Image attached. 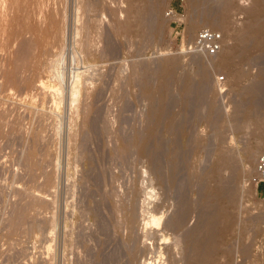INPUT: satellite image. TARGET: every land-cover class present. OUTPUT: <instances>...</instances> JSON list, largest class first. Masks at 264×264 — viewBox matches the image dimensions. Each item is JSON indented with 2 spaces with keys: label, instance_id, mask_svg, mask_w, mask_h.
<instances>
[{
  "label": "rangeland",
  "instance_id": "374dc122",
  "mask_svg": "<svg viewBox=\"0 0 264 264\" xmlns=\"http://www.w3.org/2000/svg\"><path fill=\"white\" fill-rule=\"evenodd\" d=\"M71 1L21 0L17 2L21 6L11 7L14 0H0V12L4 9L7 13L0 21V264H144L147 259L153 264H163L164 261L168 264L166 248L172 245L174 235L180 229L172 231L163 223L145 225L141 219L145 210L151 209L160 217L163 212V219H166L179 210L180 203L187 201L184 199L190 200L191 203L187 201L189 206L182 205L185 210L189 209L186 214L188 222L177 232L182 234L185 228L194 224L198 194L208 183L199 178L202 167L207 169L224 149L238 159L244 156L247 148L256 149L251 167L257 154L264 152L257 122V118L264 119V89H257L255 95L248 94L253 84H264L261 74L264 70V32L257 40H246L251 30L264 27V2L209 0V3H217L216 8L220 11H224L228 2L230 8L221 29L202 17L198 20L197 16L205 9L204 4L194 5L188 0L173 1L180 18L176 24H170L165 16L169 0H162L157 15L160 30L143 44L126 40L111 28L102 30L107 32L104 34L92 28L87 32L89 38L92 35L91 41L96 42L101 37L98 34H102L97 45L105 50L108 47L110 58L94 54L84 61L79 56L73 61L72 54L76 52L73 50ZM250 10L253 14L249 13ZM191 19L199 23L194 27L190 24ZM39 20L42 24H38ZM253 21L259 24L258 27L253 26ZM203 26L219 30L224 35L225 48L217 56L204 57L185 50ZM17 33L23 36V40L33 39L35 42L32 45L26 43L29 47L24 45L20 51L24 54L19 52L20 55L15 51L21 40ZM97 35L99 37L95 38ZM243 39L246 48L227 56L228 49L236 47ZM21 54L26 60L21 61ZM60 57L62 65H59ZM194 57L210 70L209 84L201 101L195 100L196 103L195 97L188 100L179 91L182 74L179 67L194 74L198 69ZM222 57L227 58V64L222 65L216 60ZM165 58H174L177 69L172 74L169 96L164 100L166 113L158 126L154 123L156 132L150 137L147 113L152 104L162 101L156 89L161 85L158 83L163 80V74L161 72L160 76L148 69L157 64L160 66L161 59ZM52 62L56 67L50 66ZM17 64L24 67L20 66V69ZM61 67L64 84L57 78ZM136 70L139 74L132 80V71ZM73 72H80L81 78L84 77L82 81H86L85 84L82 82L79 103L81 106L83 102L81 110L85 103L87 106L78 112L65 90H60L68 85ZM142 73L145 77L141 76ZM218 78H223L219 80L221 90L216 84ZM210 85L215 87L210 88ZM237 104L241 105L243 114L256 112V117L247 123L240 121L239 127ZM139 136H149L150 149H158L164 182L158 181L151 160L144 157L136 144ZM174 161L178 170L172 183ZM248 175L242 173L238 177L239 203L233 210L235 246L232 260L242 254L240 245L246 241L250 253L245 264H264V184L260 185V195L256 196L255 189L246 185ZM48 176L53 178L50 185L46 182ZM151 182L154 194L146 200V191L152 185L147 184ZM104 186L105 189L115 187L113 194L105 193ZM135 190L139 191L138 194ZM125 195H128L127 199L133 197V207L137 206L136 200L139 204L143 198L144 203L147 201L142 204L143 210L141 205L134 208L139 209L138 212L142 210V215L136 213L139 218L135 222L136 227V223H140L136 230L141 235L142 250L134 263H130L126 256L128 234L121 224L128 205ZM135 195L139 198L134 199ZM94 198L97 215L92 213ZM204 201L202 197L200 203ZM23 204L28 205L22 210L20 206Z\"/></svg>",
  "mask_w": 264,
  "mask_h": 264
},
{
  "label": "bare ground",
  "instance_id": "6f19581e",
  "mask_svg": "<svg viewBox=\"0 0 264 264\" xmlns=\"http://www.w3.org/2000/svg\"><path fill=\"white\" fill-rule=\"evenodd\" d=\"M20 1L21 0H14V2H12L11 7L12 6L13 7L18 6L17 4H19V3H17V2H20ZM90 1H93V0H72L71 1V3H72L71 26H72V33H73L72 37H73L74 43H75L73 50H75V52H76V54H74V53L72 54L73 61H76V57L78 58V56L81 57V59L83 61L85 60V58H87L89 56H93L94 54L97 56H100V58H106L109 56L108 55L109 52L107 51L108 47H106V50H105L100 45L99 46L97 45V43H98L97 41H99V39L102 37V34H100V33H103V34L107 33V32H104L102 30H106V29L109 30L111 28L113 30V32L115 31L116 33L121 34L126 40L132 41L136 44L137 43L140 44L141 42L143 44L144 40L147 41L148 37L152 36L155 33L157 34V32L160 30V23H158V21H157V15H159L162 0H111L112 1L111 3L105 2V0H103V1L100 0L101 2H98V3H94V1H93V3H91ZM96 1L97 0H95V2ZM188 1L194 5H200V4L203 5L204 4L203 7H205V9H204V11H201V13L197 16L198 20H199V18L202 17V18L207 20V23L209 22L210 24H212L214 26H218L222 29L223 23L226 21V17L228 15L227 12L230 8L227 4L228 2H226V4H225L224 11H220L216 8L217 3H214V2L209 3L210 2L209 0H188ZM224 1H226V0H224ZM259 1L260 0H258V2ZM261 2H264V1L261 0ZM256 4H257V1H256ZM253 8L255 9V7H253ZM17 9L18 8L16 7V10ZM43 9H45V8H43ZM254 9H253V11H254ZM44 11H46V10H44ZM55 11L56 10H54V13H55ZM219 11L221 14L219 13ZM253 11L250 10L249 13L252 12V14H253ZM12 12H13V9H12ZM39 12H41V11L39 10ZM50 12H52V11H50ZM47 13H49V12L47 11ZM43 15H44V21H45L46 16H45V14H43ZM6 16H7L6 11L4 9L1 10L0 21H2ZM56 16H57V14H56ZM48 18H50V17H48ZM158 18H160V17H158ZM40 21L42 22V20H39L38 24L39 23L42 24ZM44 21H43V23H44ZM200 21H201V19H200ZM190 22H192L190 24H192L193 26L194 25L196 26L199 23V21H196L195 19H193ZM256 24L257 23L254 22L253 26H255ZM49 25H48V27H49ZM258 25H256V27H258ZM253 26H251V27H253ZM25 27H27V25ZM262 27L259 26V28H254V30H251L250 34L246 35V40H250V41L257 40L260 37V35L264 32L263 31L264 27L263 28ZM28 28L29 27H27V29ZM92 28H95L97 31H100V33L98 32L99 33L98 35H101V37L97 41L95 39H93L96 42L91 41L92 39H90V38L92 37V35H90L91 37L89 38V35L87 33ZM21 29H22V27H21ZM96 30H95V34H97ZM191 30H193V29H191ZM20 31L22 32L23 30H20ZM59 31H60V29L58 30V32ZM248 31H249V29H248ZM84 33L86 34L85 36H84ZM116 33H114V35ZM23 34H24V32H23ZM23 34L21 33V35H23ZM98 35L95 36V38L96 37L98 38L99 37ZM18 36H19V39L21 38V40L19 41L18 49L15 50L16 54H18L21 51V49L24 48V45H27L26 43H28V44L30 43V45H32V43H35L32 41L33 40L32 38H31L32 39L31 41L27 40L28 41L27 42L25 37H24L25 40H23V36L20 37V35L17 33V37ZM17 37H15V38H17ZM17 39H15V40H17ZM246 40L243 39V41L241 40V42L238 43V45L236 47L228 49V52L226 53V55L230 56V55L234 54L235 52L242 51L243 49H245L247 46V44L245 42ZM57 41H59V40H57ZM27 46L29 47V45H27ZM223 47L225 48V46H223ZM61 50H63V49H61ZM29 51H30V49H29ZM20 53H23V52H20ZM61 54H60V56H62ZM18 55H20V54H18ZM22 56H20V58L22 57L21 61H23L24 59L26 60V58H24L25 55H22ZM223 56H224V54H223ZM18 57H17V60H19ZM219 57H217V58H219ZM62 58H63V56H62ZM62 58L59 60L60 63L58 61L59 65L63 64ZM108 58H110V57H108ZM14 59H16V58H14ZM196 59H197V57L195 59H193V61L195 62ZM57 60L58 59H56L54 61L56 62ZM216 60L222 65L227 64V58L226 57H224V58L222 57V58L216 59ZM28 61L26 63H28ZM14 62H16V60H14ZM196 62L194 64H198L197 65L198 69H196L197 71L196 70L194 71L195 72L194 74H191L189 72V69H187V68L179 67L182 70V71L180 70L182 72V74L180 75V78H179L181 81L179 91H182L183 95H185V98H188V100L191 99V96H193V97H195V98L192 97L194 101L195 100L201 101V97L203 96L202 94L204 93V91H206L205 89H206V86H208L207 84H209L208 80H209V76H210V70L206 67L205 64L200 65L198 62L197 63ZM19 63H21V62H19ZM175 64H176V61L174 58H172V59L171 58H167V59L165 58V59H161L160 66L157 64V66L154 65L153 68L149 67V69H148V67L147 68L145 67V69L152 70V73L157 72L160 75V73L162 72V74H163V75L161 74L163 77V80L160 81L161 83H158L161 85H160V87L158 86L159 88L156 89L157 90L156 93L158 92L157 94H160V96L162 97V101L160 102V104H152L150 106L149 112L147 113L149 116V121H150V123H148V135H150V137H152L153 134L156 132L157 127L155 126L154 123H156L158 126V123L161 122V120L163 119V117L166 113L167 107H166V104L164 103V100L167 99V96H169V93H170V83H171L172 74L174 73L175 69H177L176 68L177 66L175 67ZM20 66L22 68L23 65L19 64L18 68H20ZM50 66L51 67L55 66V63H53V62L50 63ZM135 67L137 68L136 65H135ZM14 71H16V69ZM21 71H20V73H22ZM53 72H55V71H53ZM132 72H134V73L132 74L131 79L135 80L139 73L137 72V70L132 71ZM147 73H150V72H147ZM9 74H11V73H9ZM261 74L264 76V70H261ZM57 75H58L57 78H59L61 84L62 83L64 84L65 78L63 75L62 67H61V69L58 70ZM141 76L145 77V74L142 73ZM162 77H161V79H162ZM82 78H84V77H82ZM82 78H81L80 72H73L72 76H71V80L69 81L68 85H66L64 87L62 86V89H60L61 91L65 90V93L69 96V100H70V103L72 105L75 103V105H76L75 110L77 112L79 111L80 107L83 104V102H82L81 106H80V103H79V95H80V91L82 88V82H83ZM67 79H66V81H67ZM23 82H24V80H23ZM85 83H86V81H85ZM219 83L221 84V81H219V78H218L217 83H216V84H218L217 85L218 87H219ZM212 86H214V85H212ZM212 86L210 85V88H212ZM219 88L221 90V87H219ZM260 88L264 89V84H261V85L260 84L258 85V83H257V85L253 84V86H251L250 89L248 90V94L252 93L255 95V92H258L256 90L257 89L259 90ZM61 91H60V93H61ZM85 92L86 91L84 90V93ZM87 93L88 92H86V94ZM88 95L89 94H87V96ZM146 95H148V94H146ZM88 97H90V96H88ZM245 97H247V96H245ZM247 98H246V100H247ZM85 100H86V98H85ZM194 101H193V103H194ZM196 101H195V103H196ZM85 105L87 106L86 103H85ZM85 105H83V108H85ZM237 105H238V107H236V120L238 122L237 126H238L240 121L247 123L248 120H250L252 117H256V112H250L248 114H243V110L241 109V105L240 104H237ZM83 108H82V110H84ZM5 111L6 110H4V112ZM187 122H189V121H187ZM257 122H258V125L260 126V129H261L259 137H260L262 144L264 145V119L257 118ZM152 123L154 124V126L151 125ZM1 125H2V123H1ZM242 125H243V123H242ZM188 127H189V125H188ZM145 129H146V127H145ZM147 138H142L141 136L137 137L136 138V144L138 145L142 154H144V157H147V159L151 160V163L153 164V168H154V170H152L154 172L153 174H155L158 181H160L162 183V182H164V177H163V174L161 171V165H160L161 159L159 160V151H158V149L154 150V148H153V150L150 149V147L148 146V142H147V141H149L150 138L149 139H147ZM258 143L260 144V142H258ZM256 146H258L257 143H256ZM258 147H260V146H258ZM155 148H158V147H155ZM159 149H160V147H159ZM255 150L256 149H254V148H251V149H250V147L247 148L246 150H244V153H243L244 156L241 157V159H238L239 157L237 158L236 156H234V154L229 153V151L226 152V150H225L224 152L222 151L219 156H217L216 158H213L209 167H207L208 165L206 164L207 169H204L202 167L203 171L201 172V170H200L201 176L199 178L201 179V181H203V182L207 181L208 183H207V186L204 188V190L199 192V194H198L199 201L198 200L197 201L199 202V206H197L198 209L196 208L197 213H196V216L194 219L195 220L194 224L191 225V227L189 226L190 228H188V227L185 228V230H184V232H182V234H180V233L177 234V232H180L181 228L184 225H186V223L188 222V220H186V214H189L187 212L189 210L188 207L187 208L185 207L186 208V210H185L182 205L188 204V202H190V200L188 201V199H184V200H187L188 202L187 201H186L187 203L181 202L180 204H182V205L180 207L178 206L179 207L178 211H175L170 217L163 219L164 215H165L163 212H162L161 217L157 216L156 213H154V211L151 209H147V211H146L145 210L146 208L144 209L145 213H146L145 215H142V213H140L144 208V206L142 204L144 203L143 201L145 200V198H143L144 200L141 202V204H139V202H137V200H136L137 206L134 203L136 207H138V205H141L140 207H142L141 208L142 210H140V212H138L139 209L134 210V208H136V207H133V201H135V200H132L133 197H132V199L130 198V196L131 195L133 196V194L129 195L130 199H127L128 195H127V197L125 195V197H126L125 199L128 200V202L126 201V204H128V205H127V208L125 210V213H126L125 219L123 220V223L121 222V224L123 225L122 227L125 228V230L127 231V234H128V240L126 241V250H125L128 261L130 263H131V261H132V263H134L140 257V256L139 257H137V256L142 250V247H141L142 242L140 240L141 235L139 236V233H137V230H136V228L140 227L139 226L140 223H138V222L136 223L138 227H136V225H135V222L137 221L136 218H139V217H137L139 215H136V213H140L142 215L141 217H143L141 219H143L145 225L154 226V225H160L161 223H163V226L165 228L170 229L172 231H175L178 228L180 229L177 232L175 231L176 235H174L172 245H170L168 247L166 246L167 247L166 251L168 253V259H169L170 264H245V262H248V261H246V259H247V255L250 253L249 252L250 246L246 241L242 242L240 245L241 246L240 251L242 254H240L239 257H236L235 261L232 260V255H234L233 251H234V246H235V240L233 239L234 233H235L233 210H235L237 208V203H239V201L237 202L238 197H239L238 193H237V191H238L237 186L239 185L238 183L240 182L239 178L242 176L241 175L239 177V175L242 173L243 174L245 173L247 175V174H250L252 172L253 167H251V165L254 161ZM172 153H174V151ZM38 160H40V159H38ZM40 163H41V161H40ZM177 163H180V162H177ZM177 167L178 166L176 165V163L174 161V165H172V169H171L173 171V174L171 176L172 183H173L175 176H176L175 173L178 170ZM143 172H145V171L143 170ZM226 173H227V175H225ZM52 179L50 176H48L46 179L47 184L50 185L52 183ZM171 179H170V181H171ZM237 180H238V182H237ZM160 182H158V183H160ZM210 182H212L213 184L209 185ZM151 184H152V182L150 184L148 183L147 185H149V187H150ZM105 186L103 187V189H104L103 191L105 193H108V194H111V193L113 194L115 187L109 186L110 188L105 189ZM85 188H86V186H85ZM116 191L114 192V195L117 194ZM135 191L138 194L139 191L138 192H137V190H135ZM80 192H82V191H80ZM131 193H132V190H131ZM125 194H128V193L125 192ZM153 194H154V190H153V184H152L150 189L146 191V200H148L151 196H153ZM103 195H104V193H103ZM135 196L136 197H134V199L139 198V195H135ZM202 197L205 200L204 203H200V199ZM118 198H119V196H118ZM94 200L95 201H93L94 206H93L92 213L96 214V211H97L96 203H97V201L95 198H94ZM116 200H117V198H116ZM197 201H196V203H197ZM192 202H194V201H192ZM189 204H188V206H189ZM27 205L28 204H23L22 206H20V209H22V210L26 209ZM136 210H138V211H136ZM157 210H159V209L157 208ZM192 211L193 210H191V212ZM121 212H123V211H121ZM23 213H24V211H23ZM18 214L20 215V212ZM188 219H190V217H188ZM145 228H147V227H145ZM140 242H141V245H140ZM181 243H182V245H180ZM160 253H162V252H160ZM147 260H146V263H144V264H153L150 260L149 261H147ZM162 260H164V259H162ZM162 262L163 261H161V263ZM169 262H168V264H169ZM164 263H165V261L163 262V264ZM166 264H167V262H166Z\"/></svg>",
  "mask_w": 264,
  "mask_h": 264
},
{
  "label": "built area",
  "instance_id": "2783aa9c",
  "mask_svg": "<svg viewBox=\"0 0 264 264\" xmlns=\"http://www.w3.org/2000/svg\"><path fill=\"white\" fill-rule=\"evenodd\" d=\"M173 1L169 0L165 11V16L169 19L170 24H176L180 18L178 8L173 5ZM224 44V35L221 31L203 26L199 28L194 39L185 50L189 54L196 53L204 57H213L222 50ZM261 184H264V152L257 154L252 172L246 178V185L255 189L256 196L260 195L259 187Z\"/></svg>",
  "mask_w": 264,
  "mask_h": 264
}]
</instances>
